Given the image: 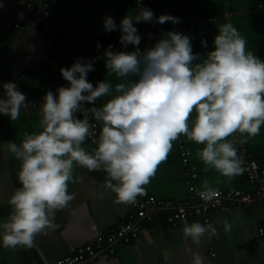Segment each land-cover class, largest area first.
<instances>
[{
  "label": "clouds",
  "instance_id": "1",
  "mask_svg": "<svg viewBox=\"0 0 264 264\" xmlns=\"http://www.w3.org/2000/svg\"><path fill=\"white\" fill-rule=\"evenodd\" d=\"M153 18L154 13L142 5L135 16L126 15L119 25V42L134 50L114 52L109 45L104 52L106 71L122 82L113 85L102 80L94 87L87 80L88 73L95 70L94 61L78 59L59 70L68 87L43 96L39 109L42 130L25 134L19 145L11 141L0 144V150L20 161V187L9 198L10 214L0 221L3 247L31 248L37 235L58 227L55 213L74 198L68 192L74 166L106 173L101 187L125 205L146 194L145 186L181 136L203 145L197 158L229 181L245 171L236 144L258 136L264 125V61L247 50L245 38L231 23L219 27L214 50L203 60L193 53L191 37L174 31L162 33L154 46L141 51V37L134 24L153 23ZM154 22L180 21L160 15ZM103 28L113 32L117 25L113 18L105 17ZM201 45L207 47L206 41ZM197 60L201 62L193 64ZM0 88L4 95L0 114L15 121L28 106L27 97L13 82ZM105 96L111 99L103 106L84 107ZM76 113L83 118H77ZM89 115L102 125L92 152L82 147L90 136H96ZM236 133L245 138L230 140ZM193 191L206 201L217 195L208 180L202 181L201 190ZM221 223L225 233H230L232 225L227 220ZM182 233L195 245L218 234L212 224H189L186 220ZM185 253L190 264H204L199 252L185 247ZM162 255L167 264L171 257L167 251Z\"/></svg>",
  "mask_w": 264,
  "mask_h": 264
},
{
  "label": "crops",
  "instance_id": "2",
  "mask_svg": "<svg viewBox=\"0 0 264 264\" xmlns=\"http://www.w3.org/2000/svg\"><path fill=\"white\" fill-rule=\"evenodd\" d=\"M31 3L34 0H0V85L14 81L27 99L42 97L47 91L55 95L63 84L59 73L50 68L49 59L55 58L60 70L72 66L70 58L74 53L85 57L94 51L102 55L93 64L95 70L88 73V82L94 87L102 80L113 85L122 82L106 71L102 57L109 45L115 47L111 49L114 52L134 50L132 45L121 48L119 25L126 15L137 14L135 0H54V16L64 17L73 29V36L68 38L54 19H49L47 26L38 18L18 28L5 26L7 21L29 16ZM148 5L154 13L153 22L160 15H171L179 18L180 22L155 23L158 36L149 45L139 44L141 51L154 46L162 38V33L169 32L168 29L179 27L181 34L191 37L193 53L199 54L203 60L214 50V37L218 35L219 27L231 23L245 38L247 50L264 61V0H148ZM105 17L113 18L116 31H104ZM134 26L143 37L148 23ZM202 41H206L207 47H202ZM199 62L193 61V64ZM2 98L4 95L0 88ZM109 99L111 96L101 97L97 100L99 106ZM41 103L23 107L15 121L2 114L0 144L11 141L19 145L25 134L41 131ZM180 138L190 152L189 163L197 172L194 179L196 189L201 190L204 180L220 190L248 191L252 188L244 173L229 181L206 168L196 155L203 145L190 142L183 136ZM178 140L173 142L166 161L159 165L151 182L145 186L150 196L170 206L176 201L192 203L195 199L188 188L189 175L180 161ZM245 144L250 155L264 170V125L260 134L248 139ZM82 147L89 152L95 149L87 140ZM19 168L20 161L0 150V221L6 220L10 214L9 198L20 187L17 180ZM106 179L101 171L90 172L74 166L73 180L68 183V192L74 198L65 209L55 213L54 222L58 227L54 231L49 230L46 235H37L31 248L18 246L11 249L0 243V264H53L57 258L70 254L75 248L90 244L97 236L117 229L119 224L134 215L135 209L133 205L118 203L114 194L101 187ZM163 210H159L150 221H139L140 229L135 236H125L127 240L125 237L114 239L110 245L112 252L107 257H89L82 264H165L162 255L165 251L171 257L167 264H190L185 247L199 252L204 264H264V234L259 235L257 230L259 221L264 217V198L247 205L225 201L221 207L208 213L207 222L190 217L173 224L168 220L172 209ZM185 220L189 224L197 221L212 224L218 234L195 245L183 237ZM223 220L232 225L230 233H225ZM104 246H107L106 243Z\"/></svg>",
  "mask_w": 264,
  "mask_h": 264
},
{
  "label": "built area",
  "instance_id": "3",
  "mask_svg": "<svg viewBox=\"0 0 264 264\" xmlns=\"http://www.w3.org/2000/svg\"><path fill=\"white\" fill-rule=\"evenodd\" d=\"M136 1V6L139 7L142 5L143 7L149 9L148 0H139V4ZM54 5V0H34V3H31L32 12L29 16H21L19 20L13 22H6L5 26L12 27H20L21 25H25L30 23L34 18H38L41 20L43 25L47 26V22L49 19H54L57 23L58 27L66 34V37L73 36V29L61 15L54 16L52 11ZM168 31L174 32H182L179 27H172L168 29ZM158 36V31L156 30L155 22L148 23L147 30L143 37H141L140 44L149 45L153 40ZM124 46L121 45V48ZM112 48H115L112 45ZM102 55V53L98 51H94L93 54L86 55L85 57L82 54L74 53L70 60L73 64L78 59H83L84 61H98V57ZM50 68L59 73L60 71L56 66V59H49ZM61 77V75H60ZM21 77H19L20 79ZM63 87H68V83L61 77ZM15 83L14 81H12ZM42 97L39 98H31L27 99L28 105L34 106L42 101ZM99 106L98 101H96L95 105L85 104L84 107H92ZM2 114H0V117ZM78 118H83L81 113H76ZM90 123L95 124L96 127L92 130L96 136H90L87 141L91 143L96 148V139L99 136L102 125L100 122L95 121V119L89 115ZM232 139H242L241 134L236 133ZM238 155L243 158L245 171L243 172L249 185L252 187L248 191L240 190V189H228V190H220L217 189L216 197L211 201H206L203 198L196 195V192L193 191L195 187L194 179L197 176L196 169L189 163V150L185 147L183 138L178 140V152L180 155V161L187 174L189 175V179L187 181L189 190L193 193L195 199L192 203H187L183 201H176L172 203V205H168L167 203L157 200L154 197L150 196L147 191L143 196H138L136 198V202L133 205L135 212L134 215H130L127 220L118 225L117 229L112 231L106 235L97 236L94 241L90 244H85L75 248L70 254L65 255L63 257L57 258L53 264H82L86 262L87 258L91 257H107L109 253L112 252V247L110 246L114 239L118 237L125 236H135L136 232L140 229L139 221L145 220L150 221L156 215V213L165 208L172 209L171 214L168 217V220L173 224L178 221L190 217H194L198 220H202L204 222L208 221V213L215 208H219L223 205L225 201H231L235 204H243L247 205L248 203L260 200L264 198V170L261 168L259 163L250 155L246 144H236ZM103 174L106 175L103 171ZM107 177V175H106ZM198 190V189H196ZM199 191V190H198ZM257 230L259 235L264 234V217L259 221L257 225ZM127 240V237H125ZM106 243L107 246H104Z\"/></svg>",
  "mask_w": 264,
  "mask_h": 264
},
{
  "label": "trees",
  "instance_id": "4",
  "mask_svg": "<svg viewBox=\"0 0 264 264\" xmlns=\"http://www.w3.org/2000/svg\"><path fill=\"white\" fill-rule=\"evenodd\" d=\"M162 211V210H161ZM164 211V210H163Z\"/></svg>",
  "mask_w": 264,
  "mask_h": 264
}]
</instances>
